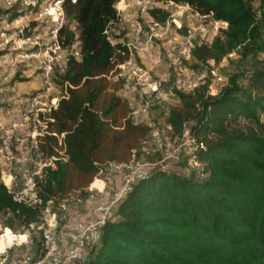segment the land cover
<instances>
[{"label": "trees", "instance_id": "obj_1", "mask_svg": "<svg viewBox=\"0 0 264 264\" xmlns=\"http://www.w3.org/2000/svg\"><path fill=\"white\" fill-rule=\"evenodd\" d=\"M117 1L65 2L79 33L63 26L58 41L71 49L78 36L81 58L70 55L66 68L55 71L63 96L52 112V129L66 132L70 158L42 184L45 199L60 201L78 190L87 196L103 164L140 157L153 131L134 121L118 81L109 78L130 56L106 32L119 20ZM161 1L188 3L228 23L210 43L192 48L194 68L218 65L232 53L243 67L216 95L210 93L211 80L191 92L171 90L180 105L167 122L175 136L193 122L190 132L203 143L191 156L196 164L189 174L156 170L139 179L104 227L89 264H264V0L258 8L252 0ZM23 13H10L8 20ZM150 13L160 22L169 18L161 8ZM20 78L17 73L14 80ZM179 166L188 167L186 157ZM0 213L10 227L17 220L20 231L37 216L17 203L2 181Z\"/></svg>", "mask_w": 264, "mask_h": 264}, {"label": "built area", "instance_id": "obj_2", "mask_svg": "<svg viewBox=\"0 0 264 264\" xmlns=\"http://www.w3.org/2000/svg\"><path fill=\"white\" fill-rule=\"evenodd\" d=\"M8 8L16 5L26 6L29 10L11 21L17 25L18 34H24L26 28H30L32 21L43 16L55 21L60 20L55 32V43L51 50L57 54L69 52L77 59L81 58L80 40L79 46H72V50L63 47L58 41V32L63 27L65 17L66 0H2ZM75 3L76 0H70ZM125 0H118L116 9L119 19L126 22L129 29L131 43L126 47L130 52L135 49L143 51L146 59L143 65H139L130 56L117 65L114 74L109 76L119 77L123 75L128 65L134 70V75L143 82V90L146 94L157 96L161 94L163 87L169 83L168 74L160 75L153 80L146 70V65L152 64L154 49V38H163L168 33L171 25L175 31L182 29V18L195 17L196 19H209L218 29L228 26L226 21L212 19L208 15L196 12L188 3L180 4L173 1H162L165 6L163 11L169 12V18L160 22L152 17L146 9L151 0H137V5L146 13L149 20V36L143 42L146 35L143 25L129 17L128 5ZM161 8V7H156ZM41 9V12H39ZM40 16V17H38ZM205 31V29H203ZM109 34V31H106ZM0 41V51L24 49L26 45L32 47L39 44L37 37L24 36L15 40L13 46L8 47L11 37L5 33ZM25 35V34H24ZM204 36V35H203ZM175 39L177 36L174 37ZM183 43L179 46L181 55H191L192 48L196 44L204 43L200 39L196 43L194 34L181 36ZM112 41V40H111ZM113 43V42H112ZM30 46V47H31ZM3 64L10 72H16L20 63L31 60L35 53L33 51H18L16 53L4 54ZM58 56L48 57L44 61L42 73V86L29 95L15 92L8 96L9 105L0 104V167L2 182L7 186L14 200L20 205H25L37 211L34 220L28 222L23 231L14 233L6 229L0 234V264H89L92 253L100 244L103 230L106 224L117 216L120 203L132 190L134 184L156 170H175L189 174V166L194 163L191 156L195 150L203 146V143L186 127L183 135L174 136L175 143L164 141L160 125H152L153 131L144 142L140 157L134 155L130 161L107 162L102 165L101 170L94 181L87 187L88 195L84 196L81 190L69 193L64 199L56 201L51 197L45 199L41 192L42 184L51 171L57 170L63 163L69 161L66 132H57L52 129L55 119L52 115L61 99L62 91L54 82L55 66ZM160 60H156L158 63ZM147 62V63H146ZM61 66V65H60ZM67 66L60 67L63 71ZM145 68H144V67ZM211 72H215L214 69ZM182 89V87H177ZM4 91V90H3ZM2 97V93H0ZM149 102L144 101L141 107L134 111L138 114L137 122H144L140 116L146 115ZM137 117V118H138ZM242 125L247 124L244 116H239ZM151 125V124H150ZM157 144L163 147L161 158L158 160L150 158V152L146 150L148 145ZM187 158L188 167L180 168L179 163ZM178 171V170H177ZM34 235V237H32Z\"/></svg>", "mask_w": 264, "mask_h": 264}, {"label": "rangeland", "instance_id": "obj_3", "mask_svg": "<svg viewBox=\"0 0 264 264\" xmlns=\"http://www.w3.org/2000/svg\"><path fill=\"white\" fill-rule=\"evenodd\" d=\"M124 2L128 5L127 14L129 17H132L143 25L146 35L142 40L145 42L147 36H149V16L137 5V0H125ZM252 2L256 8L259 7L260 0H252ZM164 6L165 3L161 0H151V3L148 4L146 10L150 13L151 9L156 7H161V9H163L162 7ZM28 10L29 9L26 6L8 8L4 5L3 1L0 0V41L3 37V33L12 39L8 47L13 46V44H15V40H18V38L21 37L24 38V36H35L39 41V44L33 47L28 44L24 49L10 50L8 48L5 51H0V93H2V97H0V104L2 105L7 106L10 104L8 96H6L5 93L11 94L9 96H13V94L17 92L25 96L42 86L41 77L44 71V61L48 57V54L51 56L61 55V57H58V60H56V70H59L61 66L64 67L67 63V56L70 51L68 54L61 53V51H58V53L55 54L51 50V47L55 43L56 39L54 31L61 23L60 20L55 21L53 19H49L47 16H43L31 22L30 28L25 29V35L20 34L18 36V34L15 33L17 31L18 24H13L8 20L10 13L19 11L26 13ZM39 12H41V9ZM182 22V29L175 31V26L171 25L168 33L165 34L163 38H154V49H151L153 52V62L148 66L146 65V68L143 66L149 71V76H151L153 80L158 79L160 75L165 73L169 75L170 81L163 87L161 94L157 96H151L149 93L146 94L143 90V82H141V80L133 74L134 70L131 68V65L127 66L123 75L111 78V81L113 82L118 81V93L123 100H126L129 103L132 110L131 115L134 121H138V119H140L138 114H135L134 111L138 110L144 101H148L150 103L146 115H144V117H140L148 124L156 126L160 125L164 141H168L171 144L175 143V135L167 122V117L173 107L180 105V100L175 95L171 94V90L180 86L182 87V90L191 92L196 87L204 84L208 80H211L210 93L212 95H216L222 87L228 84L229 77L240 71L243 67L239 63V55L237 53H232L218 65L212 64L211 67H204L200 64L201 67L199 69L194 68L196 60L191 55H181L179 52V46L184 41L181 36L183 37L189 33H193L195 37L194 39L197 41L196 43H199L200 39L203 40L204 43H210L214 37L221 32L222 27L219 25L217 29L211 20L200 18L196 19L195 17L188 18L187 16H184L182 18ZM63 25L71 27L78 35V25L73 21L72 17L68 15L66 9ZM203 29H205V31ZM108 31L110 39L114 44L120 43L127 46L131 43L129 29L126 22L119 19L117 23L110 25ZM175 36H177L176 39L174 38ZM78 46V36H76V43L72 49H75V47ZM18 51H33L35 56L29 61L20 63L17 71L12 73L8 71L6 66L3 64V55H9ZM260 56L264 58V54H261ZM130 57L134 61H137L139 65H143V61L146 59L143 51H137L135 49L132 51ZM158 59L160 61L157 63L156 60ZM248 65V63H245V66ZM212 69H214L215 72L212 73ZM17 73H19V77L24 79L23 81L14 80ZM8 86L11 90L13 89L16 91L12 92L11 90H8ZM192 125L193 122H190L187 127L190 128ZM151 144L152 145H148V148L146 149L150 152L148 156L155 160L160 159L163 147H160L157 144L153 145L154 143ZM175 170L179 169L175 168ZM0 181H2L1 167ZM13 223L14 227H10L6 222V216L3 213H0V234L6 229H11L14 233H17L23 228L19 227L17 220H13ZM32 237H34V235Z\"/></svg>", "mask_w": 264, "mask_h": 264}]
</instances>
